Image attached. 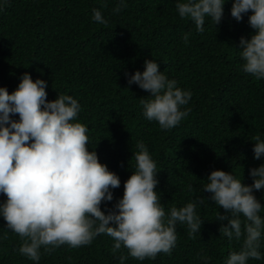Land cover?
Returning a JSON list of instances; mask_svg holds the SVG:
<instances>
[{
  "label": "trees",
  "instance_id": "1",
  "mask_svg": "<svg viewBox=\"0 0 264 264\" xmlns=\"http://www.w3.org/2000/svg\"><path fill=\"white\" fill-rule=\"evenodd\" d=\"M117 2L108 0L102 9L109 21L104 26L92 20L100 0H7L0 9V87L11 93L30 73L47 82L49 101L59 93L79 100V119L90 130L89 151L95 148L100 162L121 178L114 200L102 202L103 211L123 197L124 182L134 171L136 142L143 141L158 164L157 190L166 211L202 199L198 212L204 223L195 237L178 223L172 254L161 252L155 259L140 261L123 247L113 254L114 241L101 234L90 246L64 245L51 254L42 249L39 264H120L121 255L127 256L125 264H202L204 254L212 257L211 264H223L242 241L221 236L228 221L217 219L218 207L203 186L214 170L232 171L251 185L250 170L264 163L253 151V138L264 137V80L243 72L239 55L241 37L250 39L255 31L248 23L251 11L238 22L231 16L234 0H227L221 23L206 19L200 33L179 17L176 0H128L119 14L112 11ZM185 33H191L188 43ZM147 59H155L161 72L193 93L189 115L171 130L143 116L140 101L150 93L129 86L125 76L144 71ZM255 195L264 205V190ZM219 212L230 215L222 207ZM21 243L0 217V264H34L19 253ZM260 250L264 253V246ZM248 264H264V259Z\"/></svg>",
  "mask_w": 264,
  "mask_h": 264
},
{
  "label": "clouds",
  "instance_id": "2",
  "mask_svg": "<svg viewBox=\"0 0 264 264\" xmlns=\"http://www.w3.org/2000/svg\"><path fill=\"white\" fill-rule=\"evenodd\" d=\"M227 0H176L181 19L194 23L200 33L206 19L219 25L225 15ZM7 0H0V9ZM101 7L93 8L92 20L107 26L109 21ZM128 0H118L112 11L119 14L128 7ZM248 23L255 30L251 38L241 37L242 71L257 81L264 80V0H234L231 16ZM191 33H185L188 43ZM129 86L136 84L150 93L141 99L143 116L158 122L161 130L180 125L190 108V89L181 88L178 81L160 71L155 59H147L144 71L125 73ZM48 84L24 73L15 91L0 87V217L7 229L18 234L22 243L19 253L39 264L43 252L51 254L57 248L90 246L105 234L114 241L112 253L122 247L132 258L155 259L161 252L172 254L177 246V224L185 225L190 236L201 232L204 220L198 208L204 203L194 199L182 207L169 209L161 202L157 190L158 164L148 146L137 141L132 159L134 171L124 182L123 197L107 213L102 202L114 200V189L121 185L120 176L101 163L93 148L89 151L88 126L81 122L82 105L77 98L59 93L47 99ZM19 114V119L13 117ZM255 159L264 157V137L256 135ZM131 159V160H132ZM253 183L247 185L231 171L214 170L207 177L203 191L218 207L217 219L228 221L220 228L229 241H242L239 250L231 251L223 264H248L249 259L262 260L264 240V205L255 191L264 190V163L250 170ZM189 191L192 186H188ZM222 207L228 214H221ZM202 264H211L212 257L201 255ZM125 264L127 256H120Z\"/></svg>",
  "mask_w": 264,
  "mask_h": 264
}]
</instances>
